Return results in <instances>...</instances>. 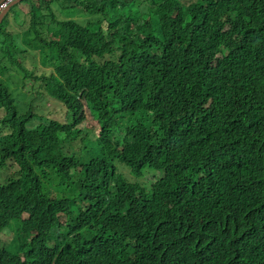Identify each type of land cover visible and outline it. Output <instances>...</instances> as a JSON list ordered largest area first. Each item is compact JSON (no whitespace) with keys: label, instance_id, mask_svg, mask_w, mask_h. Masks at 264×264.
I'll list each match as a JSON object with an SVG mask.
<instances>
[{"label":"trees","instance_id":"trees-1","mask_svg":"<svg viewBox=\"0 0 264 264\" xmlns=\"http://www.w3.org/2000/svg\"><path fill=\"white\" fill-rule=\"evenodd\" d=\"M52 1L0 24V264H264V0Z\"/></svg>","mask_w":264,"mask_h":264},{"label":"rangeland","instance_id":"rangeland-1","mask_svg":"<svg viewBox=\"0 0 264 264\" xmlns=\"http://www.w3.org/2000/svg\"><path fill=\"white\" fill-rule=\"evenodd\" d=\"M71 2H72L71 0H53L51 3V7L54 11H56V10L59 11V10H62L63 8H66V10L68 12L67 13L68 17L71 16L73 18H76L77 20H80V17H77L78 13L74 9V5H70ZM34 6L36 7L35 11L36 10L39 11L38 13L41 12L43 14L45 12L44 10L40 11L39 7L36 6V4ZM30 8H31L30 6H28L26 4H21V3L18 6H14L12 8V10L9 12V16L7 17V21H8L9 27L11 29H14L16 32H18V36H17L18 46H23L24 50L25 49L27 51L29 50V53L33 54L36 52L34 50L35 46L37 44H40V42L34 41V39H35L34 34L31 37L29 35H27V34H29V31H27L23 28H21L19 31L16 30L18 25H20L25 20V18H26V20H27V18H29L28 16L26 17L25 12L27 11L29 13ZM65 16L62 15L60 18L67 19L68 17H65ZM30 32H32V31H30ZM25 41H28L27 47L25 45ZM37 52L39 54V56H38L39 60L37 57H35V58H37L38 64L40 63L41 65H46V61H45L44 56L47 54H50V52L47 50H39ZM35 58L31 57L29 61H33V60H35ZM12 70L13 69H11V71ZM0 79H2V80L9 79V80H7V82H10L9 85L12 86L11 90H12L13 95L15 96V98L17 100L18 107L20 108V110L27 109L29 102H31L32 94L28 93V91L23 87V85L17 83L16 80H13L10 77V74L3 70V65H0ZM87 116L88 115H85V118ZM79 153H80L79 151H76V154L79 155ZM4 241L8 242V240H4Z\"/></svg>","mask_w":264,"mask_h":264},{"label":"water","instance_id":"water-1","mask_svg":"<svg viewBox=\"0 0 264 264\" xmlns=\"http://www.w3.org/2000/svg\"><path fill=\"white\" fill-rule=\"evenodd\" d=\"M3 1H4V0H1V1H0V4H1ZM24 1H27V0H19V1H17L16 3L12 4L11 7H13L14 5L20 4V3L24 2ZM33 1H39V0H33ZM47 1H50V0H47ZM9 10H10V9H8L7 11H5V12L2 14V16L0 17V24L2 23L4 17L6 16V14H7V12H8Z\"/></svg>","mask_w":264,"mask_h":264},{"label":"built area","instance_id":"built-area-1","mask_svg":"<svg viewBox=\"0 0 264 264\" xmlns=\"http://www.w3.org/2000/svg\"><path fill=\"white\" fill-rule=\"evenodd\" d=\"M17 0H5L1 5H0V13L6 9L11 3L15 2Z\"/></svg>","mask_w":264,"mask_h":264},{"label":"clouds","instance_id":"clouds-1","mask_svg":"<svg viewBox=\"0 0 264 264\" xmlns=\"http://www.w3.org/2000/svg\"><path fill=\"white\" fill-rule=\"evenodd\" d=\"M0 1H1V0H0ZM4 1H5V0H4ZM4 1H3V2H4ZM17 1H19V0H17ZM17 1L11 3L6 9H4V10L0 13V17L2 16V14H3L5 11H7L8 9H11V8H13L14 6H16V5H14L13 7H11L12 4L16 3ZM27 1H29V0H27ZM32 1H33V0H32ZM50 1H51V0H50ZM3 2H2V3H3ZM24 2H25V1H24ZM24 2H22L21 4H23ZM2 3H1V4H2ZM1 4H0V5H1ZM17 5H18V4H17ZM9 11H10V10H9ZM9 11H8V12H9ZM8 12H7L6 16L9 14ZM6 16H5V17H6ZM5 17H4V18H5ZM3 20H4V19H3Z\"/></svg>","mask_w":264,"mask_h":264},{"label":"crops","instance_id":"crops-1","mask_svg":"<svg viewBox=\"0 0 264 264\" xmlns=\"http://www.w3.org/2000/svg\"><path fill=\"white\" fill-rule=\"evenodd\" d=\"M11 10H12V8L10 9V11H11ZM10 11H9V12H10ZM9 12H8V13H9Z\"/></svg>","mask_w":264,"mask_h":264}]
</instances>
